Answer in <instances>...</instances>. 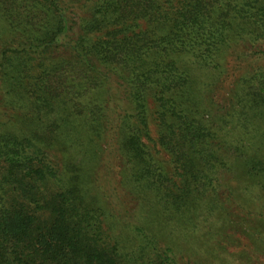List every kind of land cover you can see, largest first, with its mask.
Wrapping results in <instances>:
<instances>
[{"label": "trees", "instance_id": "obj_1", "mask_svg": "<svg viewBox=\"0 0 264 264\" xmlns=\"http://www.w3.org/2000/svg\"><path fill=\"white\" fill-rule=\"evenodd\" d=\"M0 264H264V0H0Z\"/></svg>", "mask_w": 264, "mask_h": 264}]
</instances>
